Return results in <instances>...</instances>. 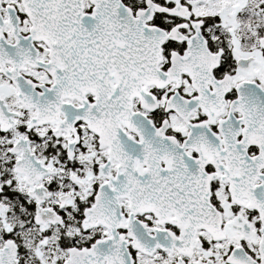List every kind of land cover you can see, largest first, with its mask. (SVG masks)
Wrapping results in <instances>:
<instances>
[{
    "label": "snow or ice",
    "instance_id": "6c2138e0",
    "mask_svg": "<svg viewBox=\"0 0 264 264\" xmlns=\"http://www.w3.org/2000/svg\"><path fill=\"white\" fill-rule=\"evenodd\" d=\"M0 264H264V0H0Z\"/></svg>",
    "mask_w": 264,
    "mask_h": 264
}]
</instances>
